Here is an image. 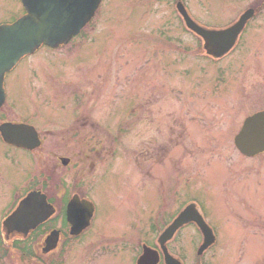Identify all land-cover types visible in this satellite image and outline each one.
<instances>
[{
    "label": "rangeland",
    "instance_id": "374dc122",
    "mask_svg": "<svg viewBox=\"0 0 264 264\" xmlns=\"http://www.w3.org/2000/svg\"><path fill=\"white\" fill-rule=\"evenodd\" d=\"M185 1L202 22L223 25L258 0ZM175 3L103 0L70 45L42 46L7 73L0 116L35 126L45 141L28 151L0 137V219L18 188L20 197L32 176L41 188L47 161L73 146L70 126L88 122L82 136L98 132L117 147L85 189L98 205L93 224L80 240L61 241L51 264H134L131 245L150 241L189 200L200 203L218 243L198 262L194 230L185 227L172 247L184 264H253L264 253V153L246 157L233 140L264 107V11L212 61L179 30ZM23 14L21 0H0V24ZM17 254L16 264H42L19 263Z\"/></svg>",
    "mask_w": 264,
    "mask_h": 264
},
{
    "label": "water",
    "instance_id": "95a60500",
    "mask_svg": "<svg viewBox=\"0 0 264 264\" xmlns=\"http://www.w3.org/2000/svg\"><path fill=\"white\" fill-rule=\"evenodd\" d=\"M102 0H21L25 14L12 23L0 25V107L6 101L5 76L26 55L34 53L42 45L59 47L80 33L93 19ZM177 9L187 26L201 36L207 54L215 58L226 55L235 46L254 9L246 10L239 19L227 28L212 29L198 24L189 14L183 2ZM3 140L14 146L33 149L41 140L36 128L25 123L4 122L0 125ZM234 142L238 150L247 156L264 151V110L245 119ZM54 213V207L41 191H31L23 198L15 211L3 221L6 239L16 235L27 237L40 223ZM93 205L87 200L74 197L68 205V217L72 224L70 233L78 235L89 224ZM195 221L204 233L200 251L215 240L213 230L198 212L195 204L183 209L173 222L161 233L158 243L165 254V264H183L172 256L166 243L183 225ZM60 230H53L44 241L46 251L58 245ZM159 253L148 246L137 264H158Z\"/></svg>",
    "mask_w": 264,
    "mask_h": 264
},
{
    "label": "flooded vegetation",
    "instance_id": "af4514ba",
    "mask_svg": "<svg viewBox=\"0 0 264 264\" xmlns=\"http://www.w3.org/2000/svg\"><path fill=\"white\" fill-rule=\"evenodd\" d=\"M175 1L177 2L180 0H175ZM184 2H185V5L187 6L189 12L191 13L193 19H195L198 23H200L203 26L212 27V28H227L230 25H232L233 23H235L237 21V19L239 18L240 14L242 13L241 12L237 18H235V19L231 20L230 22L225 23L223 25H210L206 22H202L200 19L195 17L193 15V13L191 12L189 5L186 3L185 0H184ZM248 8H253L255 10V13L248 20L243 32L241 33V35L239 37V39L247 31V27H249V25L251 23H253L255 20H257V18L261 15L262 11H264V0H258L257 2L253 1V4L248 6L246 9H248ZM245 10H243V12ZM177 25L179 27V30H182L183 33L188 34L195 39H199V40H201V42L203 41L200 38V36L197 35L196 32H194L193 30H191L187 26V24L183 20V17L178 13V11H177ZM81 33L79 35H81ZM67 45H69V44H67ZM202 54H205V53L202 52ZM206 55L207 54H205V57L211 58L210 56H208V55L206 56ZM143 107H145V106L142 105V112L147 113V109H143ZM1 109H0V112H1ZM135 109H136V107H134L132 109V113L136 112ZM263 110H264V107L259 109L256 112L263 111ZM256 112H254V113H256ZM254 113H252L248 116H251ZM0 121H4V119H2V116H0ZM76 121L79 122V120H76ZM87 123L88 122H83L82 125H85ZM93 124L94 123H92V125ZM81 126L75 124V125L69 127L72 130V133H71L72 139L76 140L75 142L72 143L73 146H71V144L69 145L67 143V145H65V147L64 146L61 147L59 149V151L56 152V154L52 157V160L50 158L47 161V163L45 164V167L47 166L46 169L48 170V172L44 175L41 188L35 187V181L33 179V176L27 180L28 182H26V184L28 183L27 184L28 189H27V191L25 190V194L20 196V197H17V193H19V191H21L22 189L18 188V191L16 192V201L14 202L13 207L10 208L9 211H7V214L4 217L2 216V218L0 219V230L2 233V234H0V250H1V252H0V264H7V262L11 261V260H14V262L12 264H16V252H18L17 255L19 256V260H18L19 263L21 262V257H23L24 258L23 261H26V260L29 261L30 259H33L34 262H42V264H51V260H49L48 257L51 256L53 251L46 252L45 247L43 245V241H45L46 237L48 236V234L52 230L59 229L61 231L60 241H72L74 239L78 241V240H80L79 239L80 236L83 235L84 232L93 224V221L96 217V213L98 211V205L96 204L95 200L89 195L88 191H86L85 189L87 187V184H89L91 181L93 182V179L96 177V174L99 172V168L97 169V165L100 164L101 161H104L103 162L104 164L102 166L108 164V162H110V160L117 155V147H115V145H114V144H116L115 139L111 138L110 142L107 144L104 141L100 140L99 135H97L98 132L97 133L94 132V133H92V135L87 134L86 136H82L83 132H81V128H82ZM109 127L115 131L117 129V125L115 127H111V126H109ZM110 128L105 127L104 129L108 130ZM118 128H119V130H121L122 127L119 126ZM47 132L52 133L51 130L47 131ZM109 133L112 134V132H109ZM41 139H42V143H41V146L39 148H41L42 145H44V141H45L43 138H41ZM16 148H19V147H16ZM19 149L27 150L24 148H19ZM34 150H36V149H34ZM28 151H33V150H28ZM95 169H96V173L94 171ZM40 174L42 175L41 171H40ZM70 182H71V185H70ZM23 185L24 184H22V186ZM43 187H46V188L49 187V188H47L46 189L47 191H45ZM34 189L45 191L47 198H48V201L50 203H52L54 206V213L47 220H45L44 222L39 224L37 226V228L33 232H31L27 237L24 238V237L17 235L13 238L6 239L4 237V232H3V221L5 220V218L10 213H12L14 210H16V207L20 203L21 199H23L30 191H32ZM54 194H56V195L52 196ZM52 197H55L58 199L57 200L58 204H55L54 198H52ZM74 197H79L81 200H87V201L91 202L93 205V213H92V217L90 220V224L78 236L69 235V231H70L72 224H71L69 217H68V205ZM191 202L197 203L200 213L204 216L205 220L211 226V228H213L215 235H216V239H215L214 243L208 245L207 247H205L204 250L200 251V248H201L202 243L204 242V238H205L204 233L200 229L199 225L196 222H191V223L183 226L182 228H180L176 232V234L170 240H168L167 248H168V251L172 255L175 256L173 248H172L173 243L174 242L178 243V238H179L180 232L185 227L189 226V227L193 228L194 236H195V239L197 240V241H195V243L197 242V246H196V248H194L195 249V253H194L195 259L199 262V260L202 261L207 257L208 253L218 243V234H217V231L215 230V228L207 220L205 214L202 212L200 203L197 202L196 200H191V201L189 200L180 209H178L177 213L173 214V216L171 217V219L169 221H167L162 227H160V230H159L160 232L157 231V233H155V235L157 234L155 242H152V239L155 236L154 235L150 241H148V240L137 241V243H135V245H134V243H133V245H131V248L133 250L132 253L137 255V257H134L135 258L134 264H136L137 259L143 253L145 246H150V247L158 250L159 254H160V263L159 264H164V254H163L162 250L160 249V245L158 244L159 234L174 220L176 215L187 204H189ZM21 243H25L27 245L28 249L27 250L24 249L22 247ZM243 248L244 247H241L240 251H239L240 259L242 257L244 258L245 254L247 252V249L243 250ZM261 256L256 255V257L254 259H252V260H254L253 264H264V253L263 254L261 253ZM23 263H25V262H23ZM27 263H25V264H27ZM8 264H10V263H8Z\"/></svg>",
    "mask_w": 264,
    "mask_h": 264
}]
</instances>
